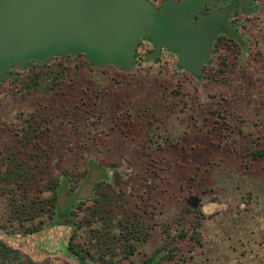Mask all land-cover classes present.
Wrapping results in <instances>:
<instances>
[{"label":"rangeland","instance_id":"374dc122","mask_svg":"<svg viewBox=\"0 0 264 264\" xmlns=\"http://www.w3.org/2000/svg\"><path fill=\"white\" fill-rule=\"evenodd\" d=\"M240 32L246 45L241 55L222 53L218 64L198 78L181 71L174 59L151 64L143 57L126 73L105 67L103 74L95 70L77 78L75 86L66 81L65 95L84 99V104L76 101V111L82 108L94 117L87 128L78 127V138L68 120L56 122L55 132L68 143L56 151L51 172L86 171V178L74 194L63 180L58 220L49 224L41 218L43 229L33 235L5 224L0 201L6 226L0 241L35 264H76L65 250L72 232L68 208L89 200L94 183L118 172L133 188L127 210L138 208L151 227L148 242L119 264H142L180 231L187 237L171 243L176 253L161 264H264V162L246 168L243 157L245 145L264 147V0ZM30 66L16 67L12 74L24 75ZM39 105H46L42 96L22 100L0 92V155L12 143L16 116ZM183 208L190 213L182 214ZM197 209L205 216L202 248L188 240Z\"/></svg>","mask_w":264,"mask_h":264},{"label":"trees","instance_id":"16d2710c","mask_svg":"<svg viewBox=\"0 0 264 264\" xmlns=\"http://www.w3.org/2000/svg\"><path fill=\"white\" fill-rule=\"evenodd\" d=\"M26 66L28 64L21 67ZM95 70H100L103 74V69L90 64H31L26 74H16L7 84L0 83V92L6 90L22 100L42 96L46 103L31 112L16 116L17 124L13 125L15 129L12 131V143L0 155L3 220L22 235L40 232L44 225L41 218L46 217L49 224L58 220L55 210L63 180L68 192L74 194L86 178V171L76 170L52 175L51 161L62 144L68 143L62 140L63 135L55 132L56 122L59 121L62 125L68 120V128L78 138L82 134L78 127L87 128L85 123L94 117L82 108L76 111V101L84 104V99H76L72 93L65 95L61 90L62 85L67 81L75 86L77 78L88 77ZM130 70H125L124 73ZM72 89L75 90L69 85V90ZM82 94L85 95V92ZM79 117L82 121L77 120ZM85 134L89 135V132ZM83 140L89 139L85 137ZM64 150L71 151V148L66 147ZM243 157L246 168L248 163L264 162V147L245 145ZM132 189L128 179L113 172L109 181L93 184L89 200L68 208L66 220H71L72 232L65 250L76 264L129 262L137 252V246L148 242L151 227L145 223L144 213L136 207L127 210L133 197ZM45 194L46 197L43 196ZM78 213L81 216L76 221ZM181 213L188 214L190 210L183 208ZM193 213L188 240L193 246L202 248L200 229L205 216L200 209L193 210ZM0 230H6L1 221ZM185 237L187 236L183 231L174 237L168 236L165 244L156 249L142 264H161V259L171 261L177 250L171 243ZM165 250L167 254L162 255ZM19 256L18 251L8 248L0 241V264H35L29 259L22 260Z\"/></svg>","mask_w":264,"mask_h":264},{"label":"water","instance_id":"95a60500","mask_svg":"<svg viewBox=\"0 0 264 264\" xmlns=\"http://www.w3.org/2000/svg\"><path fill=\"white\" fill-rule=\"evenodd\" d=\"M152 13L145 0H0V63H21L29 54L47 49L65 53L69 47H79L96 52L98 65L115 56L116 65L126 70L136 42L155 29ZM207 22L195 30L204 29ZM178 26L188 30L186 20ZM164 45L175 53L179 68L193 76L199 74V63L207 60L208 46L201 41L184 38L180 44ZM159 49L155 43L152 59Z\"/></svg>","mask_w":264,"mask_h":264},{"label":"flooded vegetation","instance_id":"af4514ba","mask_svg":"<svg viewBox=\"0 0 264 264\" xmlns=\"http://www.w3.org/2000/svg\"><path fill=\"white\" fill-rule=\"evenodd\" d=\"M262 0H145L152 10L153 19L156 23L155 29L149 37L138 40L133 49L130 70L141 62L160 64L162 58L174 59L179 64L175 53L169 51L165 41L180 44V40L187 38L196 40L208 46L207 60L199 63L200 77L203 71L218 64V58L224 52L228 56L238 58L244 51L246 45L243 43L240 29L245 21H252L259 12ZM187 21L188 30H183L178 26L181 19ZM208 20L206 27L196 31L203 21ZM160 46L155 59L151 58L154 52V44ZM144 57V61L141 59ZM57 60V62H56ZM90 64L95 68L110 67L116 71L123 70L118 65L119 59L115 56L110 63L98 65L100 57L96 52L85 50L79 47H69L68 52L61 53L53 49H47L45 53L36 52L29 54L21 63L7 60L0 63L3 72L0 73V83L10 81L14 75L13 70L23 64ZM179 67V65H178ZM181 71L191 75L186 70ZM125 71V70H123ZM193 76V75H192Z\"/></svg>","mask_w":264,"mask_h":264},{"label":"crops","instance_id":"0c3cea01","mask_svg":"<svg viewBox=\"0 0 264 264\" xmlns=\"http://www.w3.org/2000/svg\"><path fill=\"white\" fill-rule=\"evenodd\" d=\"M201 237H202V235H201ZM202 243H203V240H202ZM261 247L264 248V243L261 245ZM251 259H253V258H251ZM263 261H264V258H263Z\"/></svg>","mask_w":264,"mask_h":264}]
</instances>
